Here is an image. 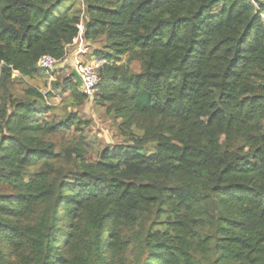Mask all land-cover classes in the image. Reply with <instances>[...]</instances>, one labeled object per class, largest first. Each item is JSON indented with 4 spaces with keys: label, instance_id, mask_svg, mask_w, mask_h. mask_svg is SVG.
Here are the masks:
<instances>
[{
    "label": "trees",
    "instance_id": "obj_1",
    "mask_svg": "<svg viewBox=\"0 0 264 264\" xmlns=\"http://www.w3.org/2000/svg\"><path fill=\"white\" fill-rule=\"evenodd\" d=\"M65 1L0 0V264H128L120 226L151 212L140 264H202L196 240L212 264H264V0H84L85 20ZM82 20L83 39L110 48L95 51L107 61L95 103L129 144L80 153L73 181L28 178L56 155L44 135L77 117L52 125L43 93L15 100L7 83L61 58ZM127 55L141 73L117 63Z\"/></svg>",
    "mask_w": 264,
    "mask_h": 264
},
{
    "label": "rangeland",
    "instance_id": "obj_2",
    "mask_svg": "<svg viewBox=\"0 0 264 264\" xmlns=\"http://www.w3.org/2000/svg\"><path fill=\"white\" fill-rule=\"evenodd\" d=\"M61 9L68 10L70 14H80L82 19L84 17L85 20L84 0H66L61 5ZM83 33L84 31L80 36L82 38L80 42L83 52L78 54L74 46L68 47L66 51L71 60L69 64H59L57 69L51 74L41 71L31 77L23 76L20 72L14 71L10 81L7 83L9 92L15 100L26 98V91L30 88L38 89L43 93L47 104L50 106V110L45 114V120L51 122L52 125H57L71 115L77 117V122L72 124L71 127L57 128L53 132L44 135V139L47 142L54 144L56 155L30 166L27 169L28 178L44 171L55 179L62 178L67 181H73L77 174L79 175L83 170V167L79 166L80 153L84 155L87 161L93 162L99 159L103 150L111 149L117 144H129L118 130L120 120L114 114L106 112L104 107L96 104L95 97L82 99L78 95L79 92L77 90L76 95L72 94L73 90L71 85H69L70 82H67L73 70L72 59H78L81 64L91 63L95 58L97 59L96 50L110 51L105 35L101 34L94 39L86 40L83 39ZM117 63L126 66L134 74H139L144 69L141 60L133 56H123ZM40 209V204H37L34 210L26 216L23 223L27 228L35 225ZM208 210H210V207ZM167 216L165 215L163 218L165 219ZM170 219L174 220V217L170 216ZM155 220V214L151 212L139 220L136 219L131 223L120 226L121 236L128 243V264H140L138 258L140 254H143V239L149 229L153 227ZM60 224L62 225L59 226V229L65 232L67 229L64 225L65 223L61 221ZM155 227L164 229V225ZM207 228L206 226L204 231L199 232V235L203 236L208 231ZM63 238L60 237L59 239ZM106 238V233H104L103 239L105 240ZM60 246L63 251L62 244ZM193 248L196 251L195 253H197V257L201 259L202 264H212L213 255L210 246L208 249L202 250L196 240ZM15 260V255H12L11 261H13V264L22 263L21 261L15 263Z\"/></svg>",
    "mask_w": 264,
    "mask_h": 264
},
{
    "label": "built area",
    "instance_id": "obj_3",
    "mask_svg": "<svg viewBox=\"0 0 264 264\" xmlns=\"http://www.w3.org/2000/svg\"><path fill=\"white\" fill-rule=\"evenodd\" d=\"M251 2L255 5L257 9H260L259 3L257 0H251ZM84 23L83 20L79 24V34L76 36L73 41L67 45L66 51L68 50V47H76L77 53L81 54L83 52V48L81 46L80 37L82 32L84 31ZM70 58L68 56V53L65 52V54L61 58H56L50 54L43 55L40 57L38 61V67L44 71L45 73L51 74L53 73L59 64H69L70 63ZM107 61L105 59H99L95 58L91 63H86V64H81V63H76L73 64L72 67L73 69H76L82 79V85L80 86V91L89 97H95V94L98 89V85L101 81V76H100V69L103 67L104 64H106Z\"/></svg>",
    "mask_w": 264,
    "mask_h": 264
},
{
    "label": "water",
    "instance_id": "obj_4",
    "mask_svg": "<svg viewBox=\"0 0 264 264\" xmlns=\"http://www.w3.org/2000/svg\"><path fill=\"white\" fill-rule=\"evenodd\" d=\"M71 74L73 75V77L75 78L76 82L81 86L82 85V79L78 73V71L76 69H73Z\"/></svg>",
    "mask_w": 264,
    "mask_h": 264
},
{
    "label": "crops",
    "instance_id": "obj_5",
    "mask_svg": "<svg viewBox=\"0 0 264 264\" xmlns=\"http://www.w3.org/2000/svg\"><path fill=\"white\" fill-rule=\"evenodd\" d=\"M72 61H73V64H76V62H78V59H76V60L72 59Z\"/></svg>",
    "mask_w": 264,
    "mask_h": 264
}]
</instances>
